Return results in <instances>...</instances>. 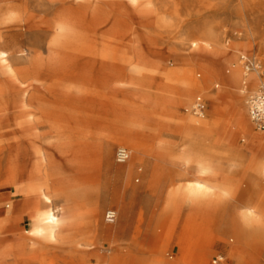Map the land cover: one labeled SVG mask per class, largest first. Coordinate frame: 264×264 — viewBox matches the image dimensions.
Returning <instances> with one entry per match:
<instances>
[{
    "label": "bare ground",
    "instance_id": "bare-ground-1",
    "mask_svg": "<svg viewBox=\"0 0 264 264\" xmlns=\"http://www.w3.org/2000/svg\"><path fill=\"white\" fill-rule=\"evenodd\" d=\"M29 1L0 0V27L15 19L26 33L41 37L40 45L32 46L25 64L14 69L11 59L24 49L19 38L0 31V264H6L9 258L11 264H42V255L53 246L71 251L52 264H86L88 259L78 255L84 248L90 251L93 264L116 263L122 260L130 233L128 205L119 196L112 224L102 223L97 208L90 212L96 226L86 223L87 202L75 175L66 166L75 165L77 148L84 153L95 145L65 141L71 140L66 135L73 132V124L94 125L104 120L106 113L99 110L108 108L104 102H108L109 91L121 94L130 86L144 89L153 80V51L148 47H136L129 60L121 57L120 30L132 15L137 21L147 15L146 2L130 0L136 6L131 11L121 0H32L37 9L30 12ZM12 7L18 10L6 13ZM36 11L43 15L39 20ZM58 23L65 25L66 30L58 31ZM199 42L193 40L192 46ZM202 46L211 47L205 41ZM43 50L47 51V58L43 57ZM31 75L43 83L39 92L29 94L30 85L26 84ZM248 75L251 73L243 71L238 63L227 84L250 78ZM164 76L169 78V74ZM248 81L253 88L254 79ZM191 99V93L186 92V106ZM140 100L155 101L149 89H145ZM9 117H14L18 127L29 130L25 164L7 151L11 148L5 144L2 126ZM248 117L243 114L240 121L245 134L253 125ZM115 123L122 130L126 127L122 119ZM158 132L161 140L155 154L160 175L173 183L165 194L163 213L179 230L178 238L189 246L207 229L211 232L209 237L213 233L210 246L215 248L222 230L229 228L238 238V252L250 253L248 248L264 236V191L255 193L253 189H264V137L248 136L251 158L245 166L244 152L229 146L224 136L201 120L173 119ZM166 134L178 136L180 142L171 144L165 139ZM115 145L129 151L127 167L116 168L108 161ZM122 145L121 137L105 138L103 144H96L107 169L118 177L130 174L141 160L138 147L132 146L131 151ZM240 169L250 176L251 186L246 191L232 177ZM2 175L6 176L3 180ZM15 197L23 199L17 201ZM242 201L249 206L238 209ZM16 214H20L26 228L6 231ZM98 232L106 240L104 245L95 241ZM106 245L114 250L107 256L102 252ZM204 261L198 264H205Z\"/></svg>",
    "mask_w": 264,
    "mask_h": 264
},
{
    "label": "rangeland",
    "instance_id": "rangeland-1",
    "mask_svg": "<svg viewBox=\"0 0 264 264\" xmlns=\"http://www.w3.org/2000/svg\"><path fill=\"white\" fill-rule=\"evenodd\" d=\"M140 1L146 2L147 15L141 21L132 15L120 30L123 44L121 57L129 60L132 51L139 45L153 51L150 55L153 80L149 88L130 86L128 91L121 94L109 91L108 102L103 101L108 108L103 111L99 107L96 109L106 113L104 120L94 125L73 124V132H67L66 135L71 140L65 141L66 144L95 145L92 150L84 153L77 148L79 154L73 159L75 165L66 166L71 170L69 173L75 175L87 202L86 223L90 227L96 226L90 212L97 208L101 212L102 223L109 224L106 214L109 210L118 212L116 198L119 196H122L129 208L130 233L122 260L105 264H198L202 260H205V264H214L220 257L224 262L218 264H226L225 261L229 264H264V236L248 248L250 253L238 252V238L229 228L222 230L215 248L210 246L213 233L209 237L211 232L207 229L206 234H198L189 246L178 238L179 230L173 227L168 214L163 213L166 207L165 194L173 187V183L161 177L155 154L161 140L158 131L162 125L173 119L180 122L187 118L196 119L224 136L229 146L243 151L244 165L248 166L251 158L248 136L264 137V132L258 131L254 125L250 124L247 134L240 126L243 114L249 119L248 102L257 94L264 80V0ZM121 2L131 11L135 10L136 6L130 0ZM28 8L30 12L37 9L34 1H29ZM16 10L17 7H12L6 13ZM35 14L36 20L43 16L38 11ZM24 30L18 27L15 19L0 27L4 35L19 38V45L24 49L22 54L11 59L14 69L29 59L32 46L40 45V36ZM193 40L200 42L194 47ZM202 41L211 47L205 49ZM42 53L43 57H48L47 51L43 50ZM250 60L255 61L256 68L248 71L246 64ZM238 63L243 71L251 73L248 76L255 81L253 88L250 87L249 77L227 84V79L232 76L234 66ZM165 74H169V78ZM38 79L35 75L28 77L26 85H30L29 94L39 92L38 88L43 81ZM125 81L129 83L128 79ZM145 89H149L153 95V103L140 100ZM186 92L191 93L192 97L189 107L185 105ZM96 101L102 102L98 99ZM117 119L126 122L124 130L115 123ZM2 128L5 144L11 148L7 150L10 153H7L20 159L21 164L27 163L25 155L30 144L29 130L18 127L14 117L5 119ZM115 137L124 139L123 147L132 151L134 146L141 151V160L135 169L121 177L107 169V163L96 147V144H103L105 138ZM165 139L171 144L180 142V138L175 135L166 134ZM119 148V145L114 146L112 158H108V161H112L116 168H124L128 163L117 161ZM232 177L240 183L241 190L250 188V176L243 169L235 172ZM4 178L6 176L2 175V180ZM253 189L255 193L264 191L263 186ZM21 199L15 197L14 200ZM238 206V209H244L249 204L242 201ZM20 218V214H16L6 226V231L11 228L23 231L26 225ZM95 241L102 245L106 243L101 232L95 234ZM102 250L106 256L114 251L109 245ZM233 250L237 252L236 255H231ZM70 251L69 248L57 249L53 246L42 255V264L57 262ZM78 255L88 259L86 264H93L87 249H82ZM11 262L9 258L6 264Z\"/></svg>",
    "mask_w": 264,
    "mask_h": 264
},
{
    "label": "built area",
    "instance_id": "built-area-1",
    "mask_svg": "<svg viewBox=\"0 0 264 264\" xmlns=\"http://www.w3.org/2000/svg\"><path fill=\"white\" fill-rule=\"evenodd\" d=\"M256 68L255 61H248L246 64V69L251 71ZM249 105V115L252 120L253 125L255 128L260 131L264 132V80L260 85V88L256 95L252 96L248 102ZM129 158V151L126 149L118 150L117 152V161L119 163H125L128 161ZM106 219L109 223H113L116 220V211L109 210L106 214ZM214 262V264L223 263L224 259L222 257L219 258ZM226 264L228 261H225Z\"/></svg>",
    "mask_w": 264,
    "mask_h": 264
},
{
    "label": "clouds",
    "instance_id": "clouds-1",
    "mask_svg": "<svg viewBox=\"0 0 264 264\" xmlns=\"http://www.w3.org/2000/svg\"><path fill=\"white\" fill-rule=\"evenodd\" d=\"M57 30L58 31H65L66 30V26L63 25L62 23H58L57 24Z\"/></svg>",
    "mask_w": 264,
    "mask_h": 264
}]
</instances>
